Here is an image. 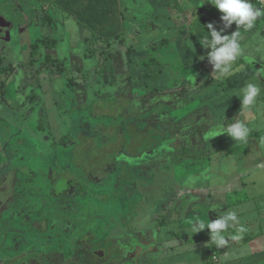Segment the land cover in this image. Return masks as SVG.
Segmentation results:
<instances>
[{"label":"rangeland","instance_id":"374dc122","mask_svg":"<svg viewBox=\"0 0 264 264\" xmlns=\"http://www.w3.org/2000/svg\"><path fill=\"white\" fill-rule=\"evenodd\" d=\"M58 9L47 0H0V264H158L174 213L158 227L169 208L157 201L160 169L190 158L187 145L175 154L183 130L173 106L176 84L188 83L172 78L171 45H146V36L159 39L154 24L120 15V36L86 64L62 45ZM128 52L138 64L163 62L159 94L156 81L131 76ZM184 57L187 69L192 56ZM129 240L145 249L132 250ZM96 250L107 258L96 259Z\"/></svg>","mask_w":264,"mask_h":264},{"label":"crops","instance_id":"0c3cea01","mask_svg":"<svg viewBox=\"0 0 264 264\" xmlns=\"http://www.w3.org/2000/svg\"><path fill=\"white\" fill-rule=\"evenodd\" d=\"M119 2L122 18L132 17L129 15L132 13L140 21L154 24L151 31L156 33L159 39L152 40L150 36H146V45L154 46L157 42L171 45L172 78L188 83L186 88L185 85L176 84L179 97L174 100L173 106L180 109L176 112L179 117L176 124L179 125L177 129L183 130L176 137L181 144L175 154L181 155L182 145H187L190 158L181 165L180 161L175 162L173 157H170L169 161L175 164L171 163L165 171L160 169L163 173L157 187V201L169 208L165 210V215L161 216L158 227L167 223L170 208L174 213L173 218L169 219L172 226L169 233L170 244L157 249L156 262L264 264V9L250 0L255 8L260 9L261 15L252 30H240L242 55L233 62L229 74L221 76L214 71L207 59L210 49H205L200 44V39L207 34L208 29L202 32L194 27L190 32L189 26L202 18L207 25L212 23L217 31L223 29L222 34L225 35H231L237 30V26L233 23L231 27L224 28L220 19L222 13L208 0ZM137 4L138 11L135 7ZM58 10L62 18V34L65 35L62 45L69 49L71 55H80L87 64V56L95 60L97 57L101 58L100 50L106 47L108 48L105 50H110L112 42L107 41L103 47L100 38L78 24L73 16L60 8ZM78 28L86 30L89 36L82 38L77 35ZM97 40L99 48L96 46ZM52 42L55 45L60 43L59 40ZM120 42L122 43L121 40ZM91 49H94V54ZM96 49L99 50L97 54ZM184 55L192 56L187 58V69L183 65ZM124 56L128 68L133 64V59L131 60L129 52ZM150 58L152 57H148ZM156 63L160 64V75L155 80L158 84L155 85V92L159 94L161 87L158 80L164 77L165 67L160 59L156 60ZM130 71L131 76H134L133 71L139 69L132 65ZM198 77H205L212 85L192 83V79ZM248 83H253L261 89L256 103L250 109L242 107L241 98L234 95ZM236 121H241L248 127L247 142H235L226 134L219 135L221 129H226ZM182 124H186V130ZM169 193L176 199L168 201ZM230 212H235L238 220L225 230L227 243L223 247L218 248L211 243L210 230L204 229L198 233L191 231L192 223L197 220L214 221ZM167 232L162 230V237H168ZM234 235L241 238L233 240ZM145 242L144 239V244ZM128 243L132 250L145 249L144 244L137 240H129ZM166 246H169L170 258L163 259Z\"/></svg>","mask_w":264,"mask_h":264},{"label":"clouds","instance_id":"9594fccd","mask_svg":"<svg viewBox=\"0 0 264 264\" xmlns=\"http://www.w3.org/2000/svg\"><path fill=\"white\" fill-rule=\"evenodd\" d=\"M208 2L222 13L220 19L224 28L231 27L233 23L237 26V30L231 35H225L222 34L223 29L217 31L213 24L209 23L207 34L200 39V44L205 49H210L207 53V59L214 71L221 76H227L233 62L242 55L240 30L243 29L244 32L252 30L261 15V11L255 8L250 0H208ZM260 91L261 89L257 85L248 83L234 95L241 98L242 107L250 109L256 103ZM221 134H226L235 142H247L249 129L243 122L236 121L228 125L226 129H221L219 135ZM237 220L236 213L230 212L227 215L219 216L214 221L209 219L197 220L192 223L191 231L198 233L204 229L210 230L211 243L219 248L227 243L224 236L225 230ZM240 231L242 232L243 229L241 228ZM240 238L239 235L232 236L233 240Z\"/></svg>","mask_w":264,"mask_h":264},{"label":"trees","instance_id":"16d2710c","mask_svg":"<svg viewBox=\"0 0 264 264\" xmlns=\"http://www.w3.org/2000/svg\"><path fill=\"white\" fill-rule=\"evenodd\" d=\"M28 0H23V2ZM41 2L42 0H38ZM46 1V0H43ZM56 7L60 8L68 15H71L83 28L88 29L96 37L102 40H113L120 36V31L116 24H121L118 17L121 15L119 0H47ZM194 27L201 29L202 32L207 30V24L202 18L197 23H191L189 31ZM195 35V34H194ZM193 35V36H194ZM196 37V36H194ZM159 43L155 49L161 46ZM132 65L137 67L141 73L151 80H156L160 75L159 63L150 58L141 64L132 61ZM156 87H154L155 91Z\"/></svg>","mask_w":264,"mask_h":264},{"label":"flooded vegetation","instance_id":"af4514ba","mask_svg":"<svg viewBox=\"0 0 264 264\" xmlns=\"http://www.w3.org/2000/svg\"><path fill=\"white\" fill-rule=\"evenodd\" d=\"M95 253L97 254V255L94 254V256L96 257V259H99V260L104 261V259L107 258V256L105 255V253H104V256H102L103 253L101 251L96 250Z\"/></svg>","mask_w":264,"mask_h":264},{"label":"built area","instance_id":"2783aa9c","mask_svg":"<svg viewBox=\"0 0 264 264\" xmlns=\"http://www.w3.org/2000/svg\"><path fill=\"white\" fill-rule=\"evenodd\" d=\"M255 3H257L262 9H264V0H253Z\"/></svg>","mask_w":264,"mask_h":264}]
</instances>
